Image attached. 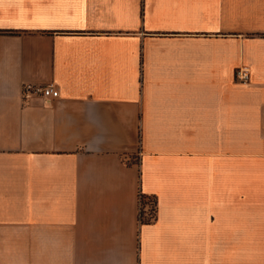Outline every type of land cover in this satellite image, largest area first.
<instances>
[{
    "label": "crops",
    "instance_id": "obj_1",
    "mask_svg": "<svg viewBox=\"0 0 264 264\" xmlns=\"http://www.w3.org/2000/svg\"><path fill=\"white\" fill-rule=\"evenodd\" d=\"M0 264H264V0H0Z\"/></svg>",
    "mask_w": 264,
    "mask_h": 264
},
{
    "label": "built area",
    "instance_id": "obj_2",
    "mask_svg": "<svg viewBox=\"0 0 264 264\" xmlns=\"http://www.w3.org/2000/svg\"><path fill=\"white\" fill-rule=\"evenodd\" d=\"M235 79L241 83H246L250 79V71L247 66L238 67L235 71ZM23 97L29 95L41 96L46 101H51L59 96V90L54 83L45 85L25 84L22 89Z\"/></svg>",
    "mask_w": 264,
    "mask_h": 264
},
{
    "label": "trees",
    "instance_id": "obj_3",
    "mask_svg": "<svg viewBox=\"0 0 264 264\" xmlns=\"http://www.w3.org/2000/svg\"><path fill=\"white\" fill-rule=\"evenodd\" d=\"M143 194H139V197H140V199L142 200L143 199ZM149 198V204H151V211H150V216H149V218H147V219H144V221H149V220H151V218H153V217H155V206H156V200H155V198L154 197H148Z\"/></svg>",
    "mask_w": 264,
    "mask_h": 264
}]
</instances>
